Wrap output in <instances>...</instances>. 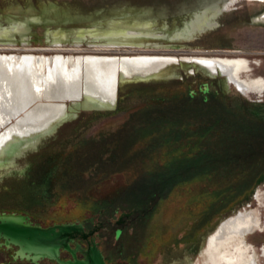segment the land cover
Masks as SVG:
<instances>
[{"label":"rangeland","instance_id":"1","mask_svg":"<svg viewBox=\"0 0 264 264\" xmlns=\"http://www.w3.org/2000/svg\"><path fill=\"white\" fill-rule=\"evenodd\" d=\"M224 1L0 0V27L27 28L0 42V52L136 54L133 46L90 45L128 30L121 20H141L151 24L134 43L142 54L238 58L241 76L264 79V0H231L211 29L193 31L206 9ZM198 70L124 82L114 109L79 110L24 155L10 153L13 170L0 171V212L28 215L41 226L82 223L86 231L92 218L108 264H228L225 255L241 239L264 264V80L259 90H225L214 76L209 91L217 95L203 100L188 93V84H211L209 71ZM239 212L251 220L247 234L208 247L217 223ZM122 214L127 221L117 236ZM9 254L0 248V264H33Z\"/></svg>","mask_w":264,"mask_h":264},{"label":"bare ground","instance_id":"2","mask_svg":"<svg viewBox=\"0 0 264 264\" xmlns=\"http://www.w3.org/2000/svg\"><path fill=\"white\" fill-rule=\"evenodd\" d=\"M230 3L231 0H225L221 6L214 4L206 9L201 19L192 22L193 31L211 29L213 25L210 20L227 9ZM121 21L123 25L130 26L128 30H113L103 40V45L95 44L90 47L118 49L120 46H133L136 48L133 51V47L124 50L130 49L127 51L138 52L136 54L115 56L91 53L65 56L59 53L37 55L0 52V141L3 142L0 146L1 172L10 173L14 168L15 159L33 149L40 138L49 135L77 111L114 109L120 86L126 83V80L176 78L179 61L189 72L194 69L199 72V67L207 69L210 73L207 77H219L225 90H229L230 85L240 91L250 88L259 90L263 86V78L254 80L241 76L245 64L238 58L203 55L178 60L172 56L142 54V50L139 51L142 45L134 43L140 33L151 27L150 22ZM26 31V25L23 23L11 28L0 27V42H11L16 33L24 35ZM60 42L66 43L68 40L62 38ZM10 153L16 155L15 159L6 157H9ZM243 214L239 212L220 220L208 236L207 246L214 247L223 244L222 241L226 239L241 238L247 234L251 220L249 215ZM227 244L228 241L224 243L225 246ZM232 247L231 254L225 255L228 264H258L253 256L247 253L246 241L243 239ZM262 253L264 256V246Z\"/></svg>","mask_w":264,"mask_h":264},{"label":"water","instance_id":"3","mask_svg":"<svg viewBox=\"0 0 264 264\" xmlns=\"http://www.w3.org/2000/svg\"><path fill=\"white\" fill-rule=\"evenodd\" d=\"M179 63V69L183 72H197L195 69L189 72L188 69H184L181 61ZM209 79L213 85L215 78ZM136 80L148 81V79L142 78H132L126 81ZM206 89L207 84L203 86L202 90ZM79 231L80 226L74 223L41 226L33 223L28 215L0 212V239L2 240L0 246L16 247L14 259L37 261L40 258H48L58 264H108L94 246L88 249L85 259L76 258L74 251L69 248L67 242L72 237V233ZM60 248L68 250L72 254V259H62L59 256Z\"/></svg>","mask_w":264,"mask_h":264},{"label":"flooded vegetation","instance_id":"4","mask_svg":"<svg viewBox=\"0 0 264 264\" xmlns=\"http://www.w3.org/2000/svg\"><path fill=\"white\" fill-rule=\"evenodd\" d=\"M126 216H127V214H122L120 217V220H119L120 227L117 228V230L115 231L117 236L121 233L122 227L125 226V224H126V221H127ZM87 221L92 223L91 231L90 230H87V231L84 230L82 223H77V225L80 226V231L72 233V237L67 242L69 248L74 251V254L77 257H78V254L83 255V257L80 259H85L88 249L91 248L92 246H94L98 250L97 243L94 241L93 234L96 232V230L98 229L100 224H94L92 218H89ZM78 239H81L84 242V246L81 242H77ZM72 241H74L73 246H71ZM1 242H2V240L0 239V243ZM0 248H1V250H4V251H11V254H9V256L11 257V260H17V259H14V251H15L16 247L11 246L9 248H6L4 246H0ZM62 253L68 254L70 257H72V254L68 250H64L63 248H60V253H59L60 257H62L61 256ZM40 259H42V258H40ZM40 259H38L37 261H31V260H27V259H19V260H26L30 263L37 264ZM49 260H51V259H49Z\"/></svg>","mask_w":264,"mask_h":264},{"label":"trees","instance_id":"5","mask_svg":"<svg viewBox=\"0 0 264 264\" xmlns=\"http://www.w3.org/2000/svg\"><path fill=\"white\" fill-rule=\"evenodd\" d=\"M206 84H207V91L202 90L203 86ZM211 87H212V84H209L208 82L198 83L196 89H192L191 85L188 84V89H189L188 93H189V96L191 98H193L195 95L199 94L200 96H202L203 100H208L213 94L217 95V90H215L213 92L209 91V88H211Z\"/></svg>","mask_w":264,"mask_h":264},{"label":"snow or ice","instance_id":"6","mask_svg":"<svg viewBox=\"0 0 264 264\" xmlns=\"http://www.w3.org/2000/svg\"><path fill=\"white\" fill-rule=\"evenodd\" d=\"M2 143H3V142H2V141H0V146H2Z\"/></svg>","mask_w":264,"mask_h":264}]
</instances>
